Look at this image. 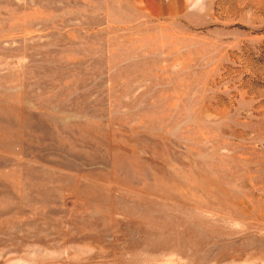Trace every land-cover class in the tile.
<instances>
[{
	"label": "rangeland",
	"instance_id": "1",
	"mask_svg": "<svg viewBox=\"0 0 264 264\" xmlns=\"http://www.w3.org/2000/svg\"><path fill=\"white\" fill-rule=\"evenodd\" d=\"M0 264H264V0H0Z\"/></svg>",
	"mask_w": 264,
	"mask_h": 264
}]
</instances>
